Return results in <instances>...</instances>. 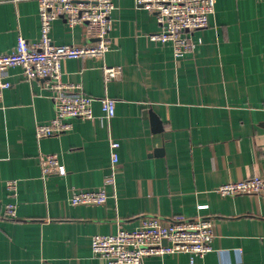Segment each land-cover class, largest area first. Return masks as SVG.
I'll list each match as a JSON object with an SVG mask.
<instances>
[{"label":"crops","instance_id":"crops-1","mask_svg":"<svg viewBox=\"0 0 264 264\" xmlns=\"http://www.w3.org/2000/svg\"><path fill=\"white\" fill-rule=\"evenodd\" d=\"M159 31L134 0L116 4L104 58L62 63L63 82L96 100V119H74L60 136L36 137V124L54 115L43 80L8 70L11 86L0 103V264H106L92 254L91 238L134 230L146 216L208 217L215 239L203 259L178 253L144 264H264V192H215L253 176L264 180V1L216 0L208 27L190 35L193 51L179 59L169 45L150 41ZM39 32L37 1L0 0V53L19 36L37 41ZM51 38L75 46L94 39L85 25L61 18ZM103 66L119 67L120 75L105 84ZM103 97L116 101L110 121L100 119ZM110 140L119 148L107 203L72 206L73 190L98 188L110 175ZM40 154L56 155L65 175L43 179ZM9 202L13 219L4 217Z\"/></svg>","mask_w":264,"mask_h":264},{"label":"built area","instance_id":"built-area-1","mask_svg":"<svg viewBox=\"0 0 264 264\" xmlns=\"http://www.w3.org/2000/svg\"><path fill=\"white\" fill-rule=\"evenodd\" d=\"M14 2L20 0H13ZM38 2L39 38L28 42L22 36L8 52L0 53V103L3 93L9 89L8 70L18 67L26 81L42 79V87L51 94L54 115L47 123L36 124L37 139L60 136L72 129V120L93 121L92 105L96 101L86 95L81 86L64 83L62 63L70 59L101 60L110 50L109 32L112 13L116 4L123 0H35ZM264 1V0H261ZM154 15L160 31L150 34V41L169 45L174 59L193 51L195 45L190 35L206 29L209 17L214 13L216 0H134ZM61 18L69 27L86 26L93 36L92 43L56 45L51 38L52 23ZM103 79L109 84L120 75L119 67L103 66ZM100 104L102 121H110L115 115L116 101L109 97L97 100ZM119 143L109 141L111 151V173L100 187L91 190H73L72 206H103L109 198L108 188L115 187V172L118 168L117 150ZM39 165L43 179L52 175L64 176L65 169L54 154H40ZM11 198L16 196L17 182H6ZM221 197L260 195L264 192V180L253 176L242 181L219 186L216 191ZM16 204L5 205L4 217H15ZM202 209L203 207H199ZM215 239L213 220L196 216L189 219L163 221L156 216L140 217L134 230L119 228L113 235H95L91 238V252L106 264H144L149 257L173 256L185 253L203 259L214 251Z\"/></svg>","mask_w":264,"mask_h":264},{"label":"water","instance_id":"water-1","mask_svg":"<svg viewBox=\"0 0 264 264\" xmlns=\"http://www.w3.org/2000/svg\"><path fill=\"white\" fill-rule=\"evenodd\" d=\"M148 114H150V117L153 119V122L155 124L156 123V117L154 115H152V113H150V112Z\"/></svg>","mask_w":264,"mask_h":264}]
</instances>
